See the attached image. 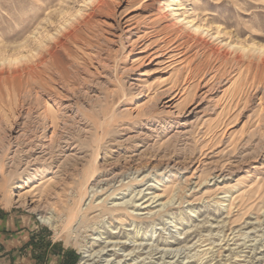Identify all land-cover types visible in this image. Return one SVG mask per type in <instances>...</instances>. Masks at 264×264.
Masks as SVG:
<instances>
[{"label":"rangeland","instance_id":"rangeland-1","mask_svg":"<svg viewBox=\"0 0 264 264\" xmlns=\"http://www.w3.org/2000/svg\"><path fill=\"white\" fill-rule=\"evenodd\" d=\"M87 1L0 0V45L23 42L48 16L46 30L35 38L58 31L67 19L79 17ZM106 1L110 15L96 27L92 47H75L71 60L74 70L80 68L79 83L63 92L67 96L43 99L44 107L30 115L28 92L10 95L12 100L6 91L0 104V184L7 180L0 188V264H81L83 252L101 247L105 255L94 264H127L138 253L127 255L137 243L140 250L154 247V257L145 260L152 264H198L199 256L200 264H264L262 57L246 52L238 61L240 53L229 50V61L212 58L208 72L189 80L206 50L186 51L174 35L160 31L171 23L161 0ZM186 5L199 21L220 26L219 40L240 36L249 47L264 44V0H187ZM152 20L159 21L152 25ZM226 31L230 37H223ZM46 111L61 123L55 134ZM91 160L98 171L82 213L62 231L66 217L54 210L61 202L58 192L66 181H82ZM46 176H53L57 191L48 197L37 189ZM68 192L63 193L78 199L76 190ZM91 201H105L107 210L89 209ZM116 205H127L134 215L118 224L109 212ZM45 214L55 216L59 231L41 219ZM199 231L204 236L197 242ZM118 238L127 246H113ZM177 247L181 252L175 256L171 251ZM230 248L240 256L231 258Z\"/></svg>","mask_w":264,"mask_h":264},{"label":"bare ground","instance_id":"bare-ground-1","mask_svg":"<svg viewBox=\"0 0 264 264\" xmlns=\"http://www.w3.org/2000/svg\"><path fill=\"white\" fill-rule=\"evenodd\" d=\"M163 1L161 0V3L163 4L162 9L164 10V13H165L164 17H171V23L165 24L163 26V28H161L160 31H163V33L166 32L168 34L170 33V34L174 35V37L176 39H178V42H180L179 47L180 46H182L183 48L185 47L186 51H188V49L191 50V48H195L196 50H200V49L206 50L205 52L203 51V53H201L199 55V56L205 57V59H204V61L201 62V64L197 63L195 65L192 76L190 74L191 73V70H190V73H189L190 75L188 76L189 80L191 79V77L192 78L197 77V76L200 77V76L204 75V73L207 71L206 70L207 67H209V68L211 67V65L209 66V62H210V59H212V58L217 59L219 62H222L225 60L229 61V58H230L228 56L229 50H231L232 52H235L236 55H237V53H240L236 57V59L238 61H239L238 57L241 58L242 56H246V55H244V53L248 54L246 52H253L254 54L258 53L259 54L258 57L263 58V59L261 58V60H262V65H263L262 68H264V44L254 43V45H253V43H252L253 46L250 45V47H249L248 44L241 41L240 36H236V38L231 39L229 42L226 41V39H224V38L219 40L220 37H222V33H223V30L220 28V26L219 25L214 26L215 23H211V25H208V23L206 24L202 21H199L197 15L189 14V12L187 10V5H186L187 0H166L164 2ZM108 3L109 2L106 0H89V1H87L86 2V5H87L86 9H80V13L78 12L79 13L78 18H75L74 20H72V18L69 20L65 19L66 20L65 23H63V24L60 23V25L62 24V26H60V29H57L58 31H56V32L50 31V33L46 36H44L42 34L40 36L41 39H36L35 37L38 34H41V29L46 30L45 26L49 24V22L51 20L50 16H48L47 19L44 20L40 24V26H38L36 28V30L33 32L32 36L28 37L23 42L18 43V44H11V45L1 44L0 45V104L5 99L4 96L6 95V93L11 98V96H13V94L15 95V93L18 94L20 92L21 93L22 92H24V93L28 92V93L32 94L31 96L33 97L32 107L31 108L28 107L29 112H27L30 115L31 111H33V112L36 111L35 108H37L43 102L42 101L43 99L45 101H47V100L48 101H51V100L56 101V99L61 98V96L62 97L67 96V94H64V93H68L69 91L73 90L72 86L74 87V85H77L79 83V78H78L79 71L78 70L80 68L79 69L76 68L77 70H74L75 69L74 68L75 63H74V61L71 60L73 57H75V55L77 53V51L75 50V47L81 46L83 49L92 47L94 36L96 35L95 34V31L97 29L96 27L101 22V19L103 17H108L110 15ZM62 10H64V9H62ZM61 13H62V15L65 14V13H63V11H61ZM68 17H72V16H68ZM158 21L159 20H152V22H153L152 25L156 24ZM100 28H101V26H100ZM212 30H214L215 32L210 33V31H212ZM98 32H99V28H98ZM230 35H231V32L226 31V32H224L223 37L224 36L230 37ZM207 37H209V40L212 39L210 42L215 41V43L217 42L218 44L225 46V50L221 51V49L219 47L209 45L210 43L208 42ZM33 38H35L33 45L30 47V49H25L29 46V45H27L28 42ZM96 38H98V37H96ZM101 38H102V36H101ZM99 43H100V41L97 44H99ZM182 51H184V50H182ZM182 51H181V53H182ZM75 59H76V57H75ZM252 61L253 60H250V62H252ZM76 66H77V64H76ZM209 68H208V70H209ZM260 70H261V68H260ZM62 94H64V95H62ZM5 101H6V99H5ZM43 104H45V103H43ZM41 106H42V104H41ZM42 107H44V106H42ZM45 109H46V107H45ZM36 112H35V114H36ZM38 112H40V111H38ZM52 113H53V111H52ZM104 113H106V111ZM43 114H44V119L46 118L48 120H51L53 134H55L56 128L59 124L57 122V118H56L57 116L55 117V115L49 114V111L48 112L46 111ZM32 115H33V113H32ZM105 117H106V115H105ZM90 118H88V119H90ZM92 120H93V118H92ZM95 122H97V121H95ZM95 122H92V123L94 124ZM47 123H49V122H47ZM51 123H50V126H51ZM53 126H54V128H53ZM101 126L103 127V124ZM96 127L98 129V126H96ZM105 129L106 128H104V130ZM102 130H103V128H102ZM56 136H57V134H56ZM95 136H97V134ZM98 140H99V138L97 139V141ZM99 145H97L95 148V153H94L95 159H96V155L98 153ZM97 171H98L97 161L93 162L91 160L90 166L87 167L85 170H83L84 176L82 178L83 179L82 181H80L77 185H72L73 183L71 184V181L70 182L66 181L63 188H62V192L61 191L58 192V194L61 198L60 199L61 202L56 204V206H54V210H56L58 212V214H63L66 217L64 220L65 222L63 223L64 227H63L62 231H64L65 229H69L70 224L72 222H74L78 216H80L79 214L82 211V209L84 208V207H82L83 200L85 199L87 194L90 193L89 192V182H91V180L93 179V177L95 176ZM76 175H74V176H76ZM42 179L43 180H41V187L39 188L38 187L39 185L37 186V189H39V191H40V189H42L40 191L41 195H45L48 197L52 194L53 189H55V192H57L56 188H54L53 184L51 183L53 176L42 177ZM6 181H4L2 184H0V188H2L3 186L4 187L7 186ZM73 181L75 182V180H73ZM67 182H69V184H71V185L67 186V184H68ZM35 187H36V185H35ZM70 189H72V191H74V192L76 190V192L78 193V195H77L78 199L73 198V197H69L67 195L69 193L68 191H70ZM32 190H34V189L31 188V190H29V191L31 192ZM26 192H28V191H26ZM26 192H24V193H26ZM63 192H68V193L64 195ZM24 197H25V194L20 195V199H24ZM20 199H19V201H20ZM89 206H90L89 209L95 208L96 206H102L104 208V210H107V209H105L106 208V202L105 201H103V203H100V205L99 204L94 205V201H91L89 203ZM116 206H118V205H116ZM87 211L85 212L86 213L85 215H87ZM152 211H153V209H152ZM109 212H111L112 215L115 214L114 218L117 219L116 222L118 224H123L127 220V218L134 215L133 213H131L128 210L127 205L126 206L119 205L118 207H116L114 209H110ZM181 213L182 212H180V214ZM41 219L44 222L50 224L56 231H59V226L57 225V221L55 220V216L45 214V215H41ZM257 219H259V218H257ZM207 222H209V221H207ZM211 227L209 228V231L212 234L214 229ZM201 232L202 231H199V233H198V234H200V236H199V239L197 240V242L201 241L202 237L204 236L203 234H201ZM239 235L248 237L247 233H245V232H241V233H239ZM127 237H129V234H127ZM262 238L264 239V237H262ZM208 240H211V238H207V239L203 240L202 242H206ZM133 241L136 243L138 241V239H134ZM126 242L127 241H122V240H120V238H118V240H115L112 243H114L113 246H118V245L122 244V246L124 248L125 246H127ZM189 242H191V241L186 240L185 247H187ZM147 246H149L150 250L146 251V252H141ZM141 247H142V243H139V244L137 243V244H135L134 247H132L131 249L128 250L127 255H131V254L135 253V250H138L137 251L138 253L137 254L135 253V255L129 259V260H132V262L125 261V262H127V264H136L137 259H140L141 257L143 258L145 254H146V256L144 257V259H141V261L137 264H152L153 261L146 263L145 260L149 257H152V258L154 257L153 256V252L155 254L154 247L150 246V245H146L145 247L142 248V250H140ZM255 248L256 247H253L254 250H255ZM259 248H261V246ZM208 249H210V248H208ZM221 249H222V247H221ZM103 250H104V248L101 247L97 250H92L90 252H88V251L83 252L84 255L81 259V264H94V261L96 258L97 259L103 258V256L105 255L103 253ZM179 250H180V248L177 247V248H175L174 251H171V252L175 253V256H178ZM211 251L212 250L206 251L205 254H208ZM228 251H230L229 255H231V258L240 256L237 252L236 253L233 252V248H230ZM180 252H181V250H180ZM220 252H222V251L220 250ZM112 254L115 255L116 252H114ZM185 257L193 258V257H196V255H192V256L186 255ZM206 258H207V256H206ZM160 259L162 260L164 258L160 257ZM201 260H202V257L199 256L195 261L198 262V264H200V262H202ZM104 261L109 262L110 259L107 258V256H106L104 258ZM120 261H121V259L118 260V262H120ZM163 263L168 264L167 262H163ZM153 264H159V263L157 262V263H153Z\"/></svg>","mask_w":264,"mask_h":264},{"label":"crops","instance_id":"crops-1","mask_svg":"<svg viewBox=\"0 0 264 264\" xmlns=\"http://www.w3.org/2000/svg\"><path fill=\"white\" fill-rule=\"evenodd\" d=\"M7 222L11 223V219H9ZM20 234L24 235L23 232H21ZM1 237H3V233L0 232V248L4 245V242H2V238Z\"/></svg>","mask_w":264,"mask_h":264}]
</instances>
